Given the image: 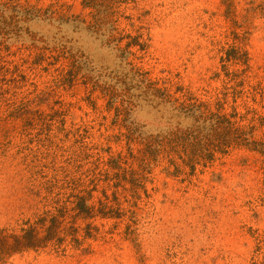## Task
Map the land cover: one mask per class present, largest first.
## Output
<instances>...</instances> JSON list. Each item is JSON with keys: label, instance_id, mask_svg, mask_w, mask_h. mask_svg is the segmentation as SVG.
Returning <instances> with one entry per match:
<instances>
[{"label": "rangeland", "instance_id": "obj_1", "mask_svg": "<svg viewBox=\"0 0 264 264\" xmlns=\"http://www.w3.org/2000/svg\"><path fill=\"white\" fill-rule=\"evenodd\" d=\"M90 3L0 0V228L73 195L95 213L0 264L263 262L264 155L215 141L191 169L168 134L184 102L264 140V0Z\"/></svg>", "mask_w": 264, "mask_h": 264}, {"label": "trees", "instance_id": "obj_2", "mask_svg": "<svg viewBox=\"0 0 264 264\" xmlns=\"http://www.w3.org/2000/svg\"><path fill=\"white\" fill-rule=\"evenodd\" d=\"M94 0H91L90 5ZM88 25L89 28L99 29L100 22ZM77 55V54H76ZM72 55L68 53V56L72 58V65L79 68L78 59L79 55ZM229 57V56H228ZM156 94L162 99H166L169 96L165 92H161L159 89H154ZM157 97L155 94H153ZM202 105L186 104L184 102L179 103L176 109H181L183 112H187L193 116L194 123L185 129H177L170 132L168 135L171 137V142L176 145L182 144L184 146H195L194 151L187 152L188 161L191 164V169L194 168V163L199 158H204L205 154L211 156L210 153L216 141L219 145L226 148L231 142L243 145L251 150L257 151L264 155V140L256 141L252 140V131L254 127H250L248 130H242L235 125V122L229 118L213 113L204 112ZM234 115H231L233 117ZM222 135L223 137H220ZM212 149H210V147ZM207 147V148H206ZM218 148V147H217ZM75 200L72 202L73 206L67 208L65 204H62L55 208L54 211L46 210L41 214L35 216L32 220L24 222L25 227H21L19 232L14 230L8 231L6 228H0V260L15 253H23L26 251H39L52 245L54 248H60L64 242L66 236H70V242L80 244L76 236L78 232V226L75 225V221L78 217L82 219H89L95 216L94 207L87 203L89 197L82 195H73ZM72 212L73 214H70ZM70 217V220H66ZM90 224H87L89 227ZM88 236V235H87ZM256 264V263H252ZM264 264V261L259 263Z\"/></svg>", "mask_w": 264, "mask_h": 264}]
</instances>
